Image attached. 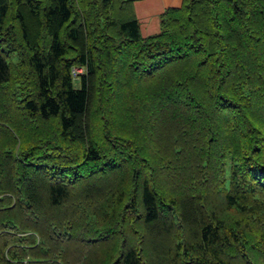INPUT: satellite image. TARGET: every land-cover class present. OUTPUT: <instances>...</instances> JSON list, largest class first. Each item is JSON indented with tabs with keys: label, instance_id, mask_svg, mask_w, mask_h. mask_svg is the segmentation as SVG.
Segmentation results:
<instances>
[{
	"label": "trees",
	"instance_id": "1",
	"mask_svg": "<svg viewBox=\"0 0 264 264\" xmlns=\"http://www.w3.org/2000/svg\"><path fill=\"white\" fill-rule=\"evenodd\" d=\"M160 19L0 0V264H264V0Z\"/></svg>",
	"mask_w": 264,
	"mask_h": 264
},
{
	"label": "crops",
	"instance_id": "2",
	"mask_svg": "<svg viewBox=\"0 0 264 264\" xmlns=\"http://www.w3.org/2000/svg\"><path fill=\"white\" fill-rule=\"evenodd\" d=\"M183 0H134L142 35L158 33L161 29V14L169 7H180Z\"/></svg>",
	"mask_w": 264,
	"mask_h": 264
},
{
	"label": "built area",
	"instance_id": "3",
	"mask_svg": "<svg viewBox=\"0 0 264 264\" xmlns=\"http://www.w3.org/2000/svg\"><path fill=\"white\" fill-rule=\"evenodd\" d=\"M86 71H87L86 67H74L73 68L74 77L80 78V74L85 73Z\"/></svg>",
	"mask_w": 264,
	"mask_h": 264
},
{
	"label": "rangeland",
	"instance_id": "4",
	"mask_svg": "<svg viewBox=\"0 0 264 264\" xmlns=\"http://www.w3.org/2000/svg\"><path fill=\"white\" fill-rule=\"evenodd\" d=\"M137 18H138V16H137ZM138 19H139V18H138ZM75 79L77 80V81H76V85L79 86V83H80L79 79H80V78H79V77H75Z\"/></svg>",
	"mask_w": 264,
	"mask_h": 264
}]
</instances>
